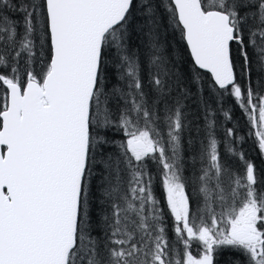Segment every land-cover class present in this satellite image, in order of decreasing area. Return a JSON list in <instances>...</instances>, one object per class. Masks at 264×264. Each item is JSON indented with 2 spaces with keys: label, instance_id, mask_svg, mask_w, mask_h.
<instances>
[{
  "label": "snow or ice",
  "instance_id": "snow-or-ice-1",
  "mask_svg": "<svg viewBox=\"0 0 264 264\" xmlns=\"http://www.w3.org/2000/svg\"><path fill=\"white\" fill-rule=\"evenodd\" d=\"M0 264H264V0H0Z\"/></svg>",
  "mask_w": 264,
  "mask_h": 264
},
{
  "label": "trees",
  "instance_id": "trees-1",
  "mask_svg": "<svg viewBox=\"0 0 264 264\" xmlns=\"http://www.w3.org/2000/svg\"><path fill=\"white\" fill-rule=\"evenodd\" d=\"M185 56H187V53H185ZM226 107L230 108L232 110V113H234L235 115L234 126L237 129V135L245 137V142L242 145L243 150L246 152V154H248L250 158H255V161L257 164H260L261 157H259L258 153L255 151L253 140L249 136V129L247 127L246 118L241 115L239 109L234 108L233 110V108L231 107L229 103L226 104ZM191 110L193 112L196 111V106L194 104L191 106ZM218 118L220 121V126L218 127L217 132H218V135H223V132L221 131V129L224 131L225 128L230 126V122L225 121L223 116L219 114H218ZM157 194L158 195L160 194L159 190H157Z\"/></svg>",
  "mask_w": 264,
  "mask_h": 264
},
{
  "label": "flooded vegetation",
  "instance_id": "flooded-vegetation-1",
  "mask_svg": "<svg viewBox=\"0 0 264 264\" xmlns=\"http://www.w3.org/2000/svg\"><path fill=\"white\" fill-rule=\"evenodd\" d=\"M229 104L231 105L230 102H229ZM231 107H232V105H231ZM233 110H234V108H233ZM232 115H233V119H232V121H230V126L229 127H233L234 126L235 115H234V113H232Z\"/></svg>",
  "mask_w": 264,
  "mask_h": 264
},
{
  "label": "rangeland",
  "instance_id": "rangeland-1",
  "mask_svg": "<svg viewBox=\"0 0 264 264\" xmlns=\"http://www.w3.org/2000/svg\"><path fill=\"white\" fill-rule=\"evenodd\" d=\"M221 131H222V132H224L222 129H221ZM218 137L222 138V137H223V135H218Z\"/></svg>",
  "mask_w": 264,
  "mask_h": 264
}]
</instances>
